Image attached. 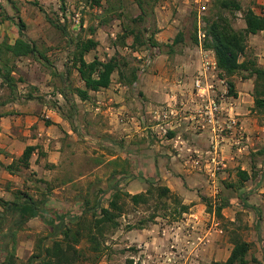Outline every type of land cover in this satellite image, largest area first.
I'll return each mask as SVG.
<instances>
[{
  "label": "crops",
  "instance_id": "obj_1",
  "mask_svg": "<svg viewBox=\"0 0 264 264\" xmlns=\"http://www.w3.org/2000/svg\"><path fill=\"white\" fill-rule=\"evenodd\" d=\"M155 10L159 29L155 38L160 42L168 41L177 31L178 19L169 15L170 8L166 5L156 6ZM244 26V22L240 24V27ZM5 35L8 42L14 41V36L9 32L6 31ZM249 43L254 50L257 64L264 67V30L250 34ZM205 50L208 51V58L215 62L213 51ZM60 55L58 57L62 58ZM175 55L182 56L176 64L165 53L153 57L151 69L139 75V80L134 83V96L125 95L124 91L128 87L117 82L96 92H89L88 100L74 97L78 107H84V113H78V116L98 112V117L103 114L109 118L110 123L115 121L119 127L122 135L117 142L108 134L109 130H104L107 132L103 133L107 134L101 135L99 139L104 137L118 144L116 146L112 143L111 147L103 145L101 148L105 151H115L110 159L117 157L119 169L125 160L129 162L130 175L126 179H120V185L125 190L132 194L145 189L144 183L138 179L139 174L145 178L154 177L152 179L160 180L178 195L182 204L188 205L187 211L178 219L168 221L164 220L165 215H158L148 225L126 227L125 230L122 219L126 225L131 222L125 216L130 215L123 213L118 230L123 233V244H127V248L134 246L131 254L126 256L128 259L126 258L125 264H167V256L175 250L180 251L184 247V250L190 251L191 240H194L197 234L204 236L205 241L198 246L197 256L192 260L199 263L205 258L204 253L208 249V254L214 258L212 261H215L223 239H214V235L216 231L222 232V229L206 219L210 211L206 210L201 197L205 195L202 191L205 186L201 180L204 177L202 171L210 165L212 157L219 161L221 167H225L228 161L237 160L245 149L248 153L253 152L254 159L259 157L257 152L264 148V116H258L252 110L253 79L234 80L236 96L229 95L227 85H223L222 92L216 95L222 108L218 122L221 130L214 132L210 127H202L203 120L197 114L200 100L192 88L191 76L195 69L197 71L202 67L199 46L197 55H193L190 49L184 50L182 55ZM26 58L16 62V71L12 72L16 79H21L17 69ZM63 67L64 64L61 68L57 67V70L61 73ZM73 72L78 75L76 70ZM21 80L17 81L15 94H10V90L0 78V198L4 200H10L13 189L16 188L14 183L19 181L18 173H9L4 166L17 159L27 145L37 146L30 158L29 169L35 173V177L41 179L46 172L59 168L64 137H70L75 130L79 132L86 129L80 124L76 126V123V129H72L64 115L49 106V101L44 100L45 96L42 98L35 93L24 96V91L18 88L23 82V79ZM47 81H50V75L45 73L43 84H39L40 91L47 92L51 88ZM30 83L32 89L38 84L35 81ZM116 89L119 90L115 91ZM60 92L56 90L59 97L54 98L56 106L62 103ZM163 113L166 118L162 117ZM231 118L236 120V125L230 123ZM88 121L85 118L82 120L86 125L89 124ZM242 135L245 136L246 142L237 139ZM214 145L221 154L217 151L218 155L213 153ZM39 151L43 155L39 154ZM111 164L115 167L114 163ZM255 164L258 168L261 167L260 161ZM259 179L254 181L251 190H255L260 184L263 186L260 189L264 190V182ZM190 188L195 189L191 191ZM198 192L201 195H198ZM140 253H143V256H140L138 262L137 255ZM163 253H166V256ZM108 260L110 263V259Z\"/></svg>",
  "mask_w": 264,
  "mask_h": 264
},
{
  "label": "rangeland",
  "instance_id": "obj_2",
  "mask_svg": "<svg viewBox=\"0 0 264 264\" xmlns=\"http://www.w3.org/2000/svg\"><path fill=\"white\" fill-rule=\"evenodd\" d=\"M112 1L115 2L114 0ZM238 1L242 9L251 6L258 13L264 12V0ZM34 2L36 4H34ZM101 2L104 3V0ZM213 2L214 0H157L155 1L153 11L146 15L147 17L141 25H149L148 34L152 30L158 31L157 12L155 7L166 5L170 8L169 15L178 19L176 26L177 31L174 36L178 31L183 30L185 32V42L188 44V32L193 29V17L194 20H196L197 36L199 31L203 34L205 26L204 17L207 16ZM59 4V0H0V16L3 13L13 16L14 18L20 16L26 24V29L24 31L25 35L30 39H34L39 49L45 50L46 55L56 68H61L62 65L67 62L68 51L71 47L69 46L68 40L61 36L60 31L50 25L46 16L53 20H59L61 23H66L68 30L74 34L78 32L81 20H83V27L90 24L97 26L99 21L97 15L101 13L100 7H91L86 0H65V14L60 10ZM121 4V11L124 14L122 19L124 21H128L125 18L138 12V8L132 0H121ZM201 4H205L206 9L201 11V20L199 22L198 16ZM122 19H116L113 22L108 21L107 27L97 26L93 36L98 41V45L86 55V58L92 59L94 56H97L104 60L111 56H119L127 62L128 67L137 66L139 68L138 72L141 75L151 69L150 67L153 64L152 56L149 54L148 49L143 46L139 47L137 50L130 48V38L126 39V46L117 43V35L121 32L120 25L122 24ZM231 21L234 28H242L240 27V24L244 22L242 13L237 11L231 17ZM6 31L14 36L13 39L18 36L17 26L13 23L12 19L0 21V38L5 35ZM86 36L85 33L82 34V37ZM174 36L169 37L168 41L158 42L160 44H169ZM249 44L248 36L247 53L249 56L253 57L255 56L254 50ZM182 45L183 44L175 47V53L182 55L184 50L190 49L193 55H197L198 45ZM163 49L167 50L168 48L163 46ZM174 54L169 56L171 57L169 59L173 60L176 64L177 60L182 56H174ZM59 55L62 58H59ZM34 60L35 59L32 58L24 59L20 64L22 68L20 67L17 69L18 75L23 79V82L19 84L18 88L24 91V93H22L24 96L28 93H35L42 98L45 96L46 98L44 100L51 103L49 106H53L56 104L54 103L56 100L54 98H59L56 94L57 86L59 85L58 78L53 77L50 70L41 62L36 63ZM196 72L195 69V72L191 76L192 79ZM45 73L50 75V81H47V85L50 84L51 88L47 92L40 91L39 86V84H43ZM237 79L240 78L238 76L231 78L233 81ZM209 80L213 83L216 94L219 95L222 92L221 88L223 85H227L228 78L222 76L216 68L210 69ZM32 81L38 82V84L36 83L37 85H34L36 86L35 89H32L33 86L30 83ZM71 81L74 85H79V77L74 72L71 74ZM117 82L118 74L114 72L111 83L116 84ZM133 86L128 87L127 90L125 89L126 91H124V94L134 96V90H132V88H134ZM118 90L119 89H116L115 91ZM61 102V105L63 104V112L67 113L68 105H66L62 98ZM78 109L79 114L84 113L83 106L80 107L79 105ZM98 115L99 113L97 112L96 114L77 116L74 123L77 124L76 126L80 124L85 127V131L78 132V130H75L74 133L69 135L70 137H64L62 146L63 153L60 163L58 162L59 168L55 171L53 169L46 172L43 177L45 179L42 177L41 179L35 177V173L31 172L29 167L23 168L20 172H17L19 181L17 184L14 183L16 188L13 189L14 191L12 192L10 200L13 198V193L17 190H22L38 200L42 198L43 191L48 194L47 211L42 217L30 219L25 224L17 227L15 226V217L13 218L12 215L8 214L7 220L0 229V237L10 230L14 229L16 231L15 255L17 256L18 262L24 261L32 253L39 238H44L52 231L54 224L57 222L56 217L60 218L61 216H65V219H73V216L76 214L75 212L84 198H89L94 201L95 199L102 200L104 197L103 203L105 204L107 197L101 190H107L112 183L110 171L114 167L110 163L113 159L110 158L114 155L101 148V146H104L102 139H99V137L103 134H107L103 133L107 132L104 130H109L110 133L108 134L117 142L122 134H120V129L115 121L110 123L108 117L103 114L100 117H98ZM83 118H85L86 121L89 120V124H84L82 122ZM237 139L246 142L244 135ZM258 145L260 144L258 143ZM219 151L220 150H217V153H219ZM217 153H215V155ZM252 153V151L248 153L245 149V152L243 151L237 160H230L225 167L223 166L216 169L213 177L210 173L213 167L212 164L202 171L204 177H202L201 180L205 184V186L202 187V191L205 195H201L199 192L198 195H201L202 201L206 205V210L210 208L208 210V212L210 211L209 216H207L206 219H208L209 222L215 223L218 228L222 229V232L219 231L217 233L216 231L214 235V239H223L216 260H224L225 255L230 251L232 247L229 240L230 231L233 230L232 228H235L233 230L234 234H237L239 237L252 244L251 254L255 255L261 261V264H264V190L260 189L263 187L260 186L262 184L256 186L255 190H251L255 180L260 178L259 181L264 182V153L258 155L259 157H255L254 159H252ZM219 154H221V152ZM256 161H260L261 167H257L255 164ZM238 170H246L251 175L253 172H257V174L255 178L243 181L240 185L237 173ZM138 177V179L144 183V188H146L147 184L141 179L142 175L139 174ZM148 178L152 179L154 177ZM194 189L190 188L191 191H194ZM259 190L262 191L259 192ZM99 193L101 196H99ZM222 198L228 200L229 205L221 210L222 218H220L213 211L216 203L221 201ZM168 204L169 210L158 209L157 213L159 216L165 215L164 220L168 221L180 218L182 214L178 216L170 213L173 204ZM153 207L154 204L141 205L135 210L130 207L127 213L130 216L125 215L127 220L131 222L128 225L138 226L139 220L146 219L152 214ZM121 222L125 230L128 225H126L123 219ZM122 238L123 233H120L119 230L108 235L105 242V246L107 247L105 255L97 264H125V260L128 259L126 256L131 254L134 250V246L130 245V247L127 248V244H123L124 241ZM6 239L7 238H4L3 240L6 241ZM46 241L48 242V238H46ZM82 245L84 244L82 243ZM208 252L207 249L206 253H204L206 255L205 258L200 260L199 263L197 262V264H206L214 259ZM140 256L142 257L143 253L137 255L138 262H140ZM108 259H110V263L107 262L109 261Z\"/></svg>",
  "mask_w": 264,
  "mask_h": 264
},
{
  "label": "trees",
  "instance_id": "obj_3",
  "mask_svg": "<svg viewBox=\"0 0 264 264\" xmlns=\"http://www.w3.org/2000/svg\"><path fill=\"white\" fill-rule=\"evenodd\" d=\"M86 1L91 7L101 8V13L97 15L99 18L97 26L107 27L108 21L121 20L124 15L121 11V0H114L115 2L104 0V3L101 2L102 0ZM132 1L137 6L138 12L127 18L124 17L128 21L122 19L117 43L126 46V39L130 38V48L137 50L143 46L148 49L152 58L159 53L172 56L177 45L192 44L197 46L200 44L204 49L213 51L216 68L222 76L228 78L227 91L229 95L236 96L232 77L253 79L252 110L258 116H264V67L257 64L255 56H249L247 53L248 36L264 30V12L258 13L251 6L242 9L238 0H214L207 16L204 17L205 26L201 41L198 39L196 20L193 17V29L188 32V44L185 42L183 30L178 31L169 44H160L155 38L157 30H152L148 34L149 25H141L147 17L146 15L153 11L157 0ZM59 3L60 10L65 14V0H59ZM34 4L36 3L34 2ZM237 11L242 13L245 24L240 29L234 28L231 21V17ZM46 18L50 25L59 30L61 36L68 40L71 47L61 73L46 55L45 50L39 49L36 41L25 35L26 24L24 20L20 16L14 18L3 13L0 16V21L12 19L17 26L18 36L13 42H8L6 35L0 40V78L10 90V94H15L17 81H22V78L16 79L12 75V72H15L17 68L16 62L26 57L41 62L50 70L53 77L58 78L57 89L61 91L63 100L68 105V112L64 113L63 107L60 105L54 104L52 107L62 113L72 129L75 130L74 121L79 113L78 105L74 101L75 96L80 100H88L90 98L89 92H96L101 88L109 87L114 72L118 74L119 83L126 87H132L139 80V68L137 66L128 67L127 62L119 56H111L104 60L94 56L88 60L86 55L98 45V41L93 36L97 26L90 24L83 27V20H81L78 32L73 34L68 30L66 23L53 20L48 16ZM83 33L87 36L82 37ZM163 46L168 49L164 50ZM74 70L78 73L80 85H74L71 81V74ZM47 123L50 122L47 121ZM102 143L106 147H111L112 143L118 146L114 141L106 140L104 137ZM36 147L27 145L21 155L10 164L5 165L4 169L15 174L23 168H28L30 158ZM263 151L264 148L259 150L258 155L263 154ZM107 152L115 153V151L110 152L108 149ZM40 153L43 155L39 151ZM110 163L115 165L110 171L112 183L107 190H101L107 197L105 204L103 203L104 197L102 200L95 199L94 201L84 198L73 219H65V216L56 217L57 222L52 231L44 238L37 240L32 253L22 262H18L15 255L16 231L10 230L0 237V264H97L105 255L107 248L105 242L108 235L120 228V217L123 213H128L130 207L135 210L141 205L154 204L153 212L148 218L139 220L138 226L128 225L127 228L140 227L154 221V218L159 215L158 209L169 210L168 203L173 204L171 214L179 216L187 211L188 205L182 204L178 195L171 191L168 186L162 184L160 180L143 178L142 176L141 179L146 182L147 187L143 191L129 193L120 185V179H126L130 175L129 162L125 160L120 169L117 157ZM237 173L240 185L243 181L255 178L257 174V172H253L251 175L246 170H238ZM99 196H101L100 193ZM242 198L244 199L243 196ZM47 201L48 194L45 191L39 200L22 190L14 192L11 200L0 198V229L7 220L8 214L12 215L13 218L15 217V226L17 227L30 219L42 217L47 211ZM217 203L214 212L222 218L221 210L229 205V201L222 198ZM233 230L230 231L229 240L232 247L227 258L206 264H261V261L250 252L252 244L234 234ZM4 238H7L6 241L3 240ZM46 238H48V242Z\"/></svg>",
  "mask_w": 264,
  "mask_h": 264
},
{
  "label": "built area",
  "instance_id": "obj_4",
  "mask_svg": "<svg viewBox=\"0 0 264 264\" xmlns=\"http://www.w3.org/2000/svg\"><path fill=\"white\" fill-rule=\"evenodd\" d=\"M205 4H201L199 10V22L201 20V11L205 10ZM203 34L199 31L198 39L201 41V37ZM199 51L201 53L202 58V67L197 69L195 76L192 79V88L195 95L199 98L200 104L197 108V114L203 120L202 127H210V130L216 132L221 130V126L218 124L219 118L221 115V106L220 103L217 102L216 92L214 89L213 83L209 80V71L210 69H216V64L210 58H208V51L203 49V47L199 44ZM163 118H166V114H162ZM230 123L232 125H236L235 119H230ZM217 147L213 146V153H216ZM210 163V162H209ZM212 170L210 171L211 176H214V171L218 169L220 164L219 161L215 159V157L211 158ZM205 241L204 236L197 234L194 236V240H191V244L189 246L190 251L184 250V247L180 251H174V253H170L168 258L166 259L167 264H197L192 260V258L197 256V249ZM166 256V253H163ZM136 264V263H135Z\"/></svg>",
  "mask_w": 264,
  "mask_h": 264
}]
</instances>
